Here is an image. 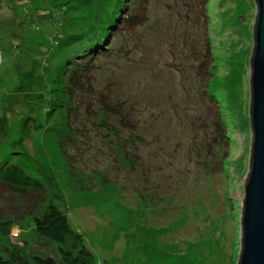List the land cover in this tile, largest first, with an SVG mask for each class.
<instances>
[{"label":"rangeland","instance_id":"374dc122","mask_svg":"<svg viewBox=\"0 0 264 264\" xmlns=\"http://www.w3.org/2000/svg\"><path fill=\"white\" fill-rule=\"evenodd\" d=\"M255 6L0 0V166L43 186L0 184V256L58 261L52 205L92 264H238Z\"/></svg>","mask_w":264,"mask_h":264},{"label":"water","instance_id":"95a60500","mask_svg":"<svg viewBox=\"0 0 264 264\" xmlns=\"http://www.w3.org/2000/svg\"><path fill=\"white\" fill-rule=\"evenodd\" d=\"M250 59L251 162L244 186L238 264H264V0H255Z\"/></svg>","mask_w":264,"mask_h":264},{"label":"trees","instance_id":"16d2710c","mask_svg":"<svg viewBox=\"0 0 264 264\" xmlns=\"http://www.w3.org/2000/svg\"><path fill=\"white\" fill-rule=\"evenodd\" d=\"M92 50H99V48L94 47ZM71 66L70 71L73 70V64ZM72 79L73 77H70L69 80L72 81ZM0 184L20 190L43 191L40 180L30 177L22 168L10 162L0 166ZM34 224L36 234L43 241L55 246L57 257H59L57 261L49 255H37L33 257L34 264H92V256L83 244L82 235L72 229L66 216L57 207L47 206L44 213L34 219ZM0 264H28V261L12 253L7 258L0 256Z\"/></svg>","mask_w":264,"mask_h":264},{"label":"bare ground","instance_id":"6f19581e","mask_svg":"<svg viewBox=\"0 0 264 264\" xmlns=\"http://www.w3.org/2000/svg\"><path fill=\"white\" fill-rule=\"evenodd\" d=\"M68 163V162H67ZM70 188V187H69Z\"/></svg>","mask_w":264,"mask_h":264}]
</instances>
